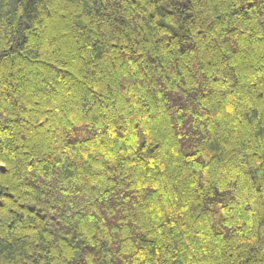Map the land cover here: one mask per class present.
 Here are the masks:
<instances>
[{"label":"trees","instance_id":"16d2710c","mask_svg":"<svg viewBox=\"0 0 264 264\" xmlns=\"http://www.w3.org/2000/svg\"><path fill=\"white\" fill-rule=\"evenodd\" d=\"M0 264H264V0H0Z\"/></svg>","mask_w":264,"mask_h":264}]
</instances>
